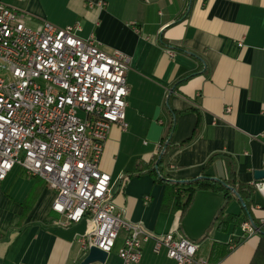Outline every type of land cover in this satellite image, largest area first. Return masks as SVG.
Returning a JSON list of instances; mask_svg holds the SVG:
<instances>
[{
    "label": "crops",
    "instance_id": "0c3cea01",
    "mask_svg": "<svg viewBox=\"0 0 264 264\" xmlns=\"http://www.w3.org/2000/svg\"><path fill=\"white\" fill-rule=\"evenodd\" d=\"M0 2L24 12L33 29L45 21L61 28L79 23L82 38L94 35L107 53L130 57L129 127L112 128L100 164L124 218L156 236L198 242V257L210 264H264V227L252 236L242 229L249 216L257 228L264 218V197L253 186L260 181L255 173L264 170V0ZM171 119L166 172L181 180L208 175L228 181L242 198L199 191L183 217L173 207L163 210L166 186L147 170ZM55 198L44 181L19 167L0 183V264H79L85 258L78 238L87 225H56ZM125 237L121 232L116 244L120 264ZM141 264L176 262L149 242Z\"/></svg>",
    "mask_w": 264,
    "mask_h": 264
},
{
    "label": "built area",
    "instance_id": "2783aa9c",
    "mask_svg": "<svg viewBox=\"0 0 264 264\" xmlns=\"http://www.w3.org/2000/svg\"><path fill=\"white\" fill-rule=\"evenodd\" d=\"M26 18L0 2V183L15 167L44 181L56 193L52 211L60 219L54 223H86L78 238L85 255L92 247L110 255L124 232L122 264H141L149 242L176 264H209L198 257V242L174 233L156 236L124 218L112 178L101 170L112 128L129 127L130 57L107 53L94 35L82 38L79 23L61 28L45 21L33 29ZM253 186L264 197V179ZM262 227L264 218L259 228L242 224L247 236Z\"/></svg>",
    "mask_w": 264,
    "mask_h": 264
},
{
    "label": "trees",
    "instance_id": "16d2710c",
    "mask_svg": "<svg viewBox=\"0 0 264 264\" xmlns=\"http://www.w3.org/2000/svg\"><path fill=\"white\" fill-rule=\"evenodd\" d=\"M174 128L175 123L174 120L171 119L167 126L165 136L160 142V153L155 158L153 165L150 166L147 170V172L153 176L155 182L164 184L166 186L163 210L167 207H173L175 210L181 211V217H183V215H185L191 207L195 195L199 191H214L223 193L227 198L230 197L231 192H234V194H236L239 198H242L240 196V193L236 191L234 187L230 186L228 181L217 179L208 175H203L199 178L197 177L189 180H181L171 176L166 172L164 159L166 153L172 145ZM191 140L192 139L188 140V142L184 143L182 146L186 145ZM141 173L142 172H140L139 174ZM231 174H233L232 169ZM132 175L133 174H129L128 177ZM30 202L31 201H29L28 203ZM26 207L30 208V205H27ZM231 218H229L228 220H230ZM245 221H250L251 223L255 224L251 216H249V219H246ZM208 263L210 264L209 261Z\"/></svg>",
    "mask_w": 264,
    "mask_h": 264
},
{
    "label": "water",
    "instance_id": "95a60500",
    "mask_svg": "<svg viewBox=\"0 0 264 264\" xmlns=\"http://www.w3.org/2000/svg\"><path fill=\"white\" fill-rule=\"evenodd\" d=\"M255 178L257 180L264 179V170L257 171L255 173ZM108 257L109 254L107 252H104L97 247H92L85 258L79 264H106Z\"/></svg>",
    "mask_w": 264,
    "mask_h": 264
},
{
    "label": "rangeland",
    "instance_id": "374dc122",
    "mask_svg": "<svg viewBox=\"0 0 264 264\" xmlns=\"http://www.w3.org/2000/svg\"><path fill=\"white\" fill-rule=\"evenodd\" d=\"M121 239H119L120 241ZM118 247L114 249V252L112 253L113 256L109 257V260L106 262V264H120L119 261L115 260V252L117 251Z\"/></svg>",
    "mask_w": 264,
    "mask_h": 264
}]
</instances>
